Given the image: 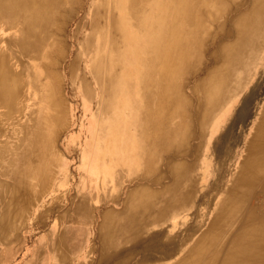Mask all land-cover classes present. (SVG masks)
I'll return each instance as SVG.
<instances>
[{"label":"bare ground","instance_id":"6f19581e","mask_svg":"<svg viewBox=\"0 0 264 264\" xmlns=\"http://www.w3.org/2000/svg\"><path fill=\"white\" fill-rule=\"evenodd\" d=\"M163 1L99 0L91 7L89 32L84 35L80 20L68 30L76 15L88 9L82 0H0V108L4 110L0 118L13 119L23 131L8 158V127L0 129V168L6 166L0 175L8 179L0 180V264L14 251L22 216L40 203L52 171L50 160L57 159L62 180H68L66 163L51 157L65 109L61 91L67 80L81 86L86 99L94 95L96 110L81 143L75 197L65 194L60 203L53 199L33 215L37 224H44L47 216L58 214L43 242L48 264L121 261V253L137 243L139 228L154 229L168 215L192 208L196 185L207 174L204 158L224 138L222 130L232 114L229 105L264 51V0ZM164 5L165 11L171 9L169 15L160 10ZM127 14L134 32L144 34L138 40L131 37L135 46L128 52L131 38L125 39L120 30ZM208 25L215 27L214 32ZM70 41L80 47L67 62L73 52ZM204 48L207 61L202 67ZM10 56L19 59L11 64ZM81 57L89 63L88 76L78 72ZM24 59L31 61L30 66ZM184 75L195 79L187 90L179 81ZM37 96L48 109L43 115L32 110ZM51 123L54 137L48 133ZM139 132L144 141L137 140ZM27 138L31 139L27 142ZM138 146L146 148L143 155ZM104 156L105 163L113 165L109 171L102 168ZM236 165L212 212L169 264H264V109ZM92 177H103L104 190ZM65 184L61 181L58 186ZM135 184L121 202L118 190ZM104 195L110 199L104 200ZM106 200L121 204L122 209L101 212L95 261L92 255L98 252L90 227L93 214ZM182 224L173 220L175 236ZM176 246L171 242L155 251V257L171 259ZM82 248L85 254H80ZM42 254L29 264H37Z\"/></svg>","mask_w":264,"mask_h":264},{"label":"rangeland","instance_id":"374dc122","mask_svg":"<svg viewBox=\"0 0 264 264\" xmlns=\"http://www.w3.org/2000/svg\"><path fill=\"white\" fill-rule=\"evenodd\" d=\"M160 1H162L164 4L163 0H160ZM82 2L84 5H86V8H88V9H86L85 11H83L81 13H78L76 15V17L74 18L73 23H72V21L70 22V26L68 29L69 33L71 32V30H73L75 28L74 23L76 21H79V20L81 21V24H82L81 25L82 26L81 34L85 35V34H88V32H89V27H90L89 25H90V20H91L90 10H91V7L96 4V2L99 3V0H88V1L82 0ZM123 4H124V6H123L124 10L123 11H126V8H125L126 3H123ZM167 7H168L167 5L161 6V8L159 6V7H157V10H159V8H160V10L165 11V9ZM120 12H122V9L117 12V15ZM86 13H88V14L86 15ZM165 13H167L169 15L171 13V9L169 8V10L165 11ZM125 19H126L125 21L121 20L122 25L120 27L121 33L125 39L135 37L138 40V37L144 36L143 33L139 34L137 32H134V28L131 27L133 25V23H132L133 19L129 18L128 14H127V18H125ZM124 24H127V25H124ZM207 29L210 32H214L215 27L212 25L211 26L208 25ZM85 30H86V32H85ZM10 34H11V32L9 31L7 36L9 37ZM82 37H83V35L79 36V38H81V39H82ZM132 38H131L130 45L129 44L127 45V49H126L127 51L125 50L126 52H128L130 48H133L135 46L132 42ZM69 44H71V41L68 42V46H69ZM71 47H72V51L74 53L71 52L70 58L66 60L67 62H70L75 57L76 53H78V51H79L80 46L78 47V46H76V44H71ZM205 50L206 49L204 48V52L201 53L202 55H204V56H202V58H204V59H201L202 60V62H201L202 67H204V65L207 61V58H206L207 54H206ZM10 58L12 59L11 64L13 63L14 60L17 61L19 59V57L18 58H12L11 56H10ZM129 59L131 60V58H129ZM66 61H65V63L67 64ZM78 61H79L78 64L80 63L79 65L77 64L78 65V67H77L78 72H80V74H82L83 76L84 75L88 76L89 75V72H88L89 71L88 70L89 69V63L86 62V60L83 57L79 58ZM23 62H24V64H27L28 66H30V64H31V61L29 59H24ZM262 69L264 70V51L261 52V57H259L257 64L253 67V69H252L253 73H252V71L250 73H248L247 79L245 80V82L243 84L242 90L236 95L237 97H235L234 101L229 105L231 110H232V114L230 116L231 118L229 120H227L226 125H225L224 129L222 130V133H223L222 136L225 135L224 138L222 139L220 144L214 145L213 149L210 150V153L212 152V154H210V157L204 158L206 160V163L208 164L207 174L204 176L203 181H201V182L198 181V184L196 185V189H195L196 191L193 195L194 202H193L192 208L188 212H184V213H181L178 215H174V214L168 215L163 220L162 225H158V227H156L154 229L153 228L150 229V227L149 228H143L142 227L141 229L139 228V233H138L139 238L137 239L136 244H132L131 251L129 250L128 252L121 253V258H120L121 261L118 260V258H117L116 260L113 261L112 264H120L121 262H123V264H126V263L127 264H169L170 262H172L174 260V258L176 257V254L178 252L179 253L177 254V256H179V254L181 252L179 250L183 249L184 246L188 243L189 239L197 232V230L200 227L201 221L206 217L207 214L212 212L215 204L219 200V196L224 191L227 184L230 183L232 175L234 174V172L236 170V166H237L236 163L240 159V157H241V155L245 149L246 143H247L248 139L250 138V136L253 132V129L256 126V124L260 118V115L264 109V71ZM186 76H188V77H186ZM185 77H186V79H185ZM194 80L195 79H193L190 75H184L183 77H180V79H179L180 83L183 84V87H184V89L186 88V90L188 88H190L192 85H194L193 84V83H195ZM132 83H134V81ZM89 85H90L89 86L90 88L94 87L91 83ZM251 85H252V87H250ZM132 88L136 89L135 86ZM25 90H26V95H27L26 87H24V91ZM73 91H75V92H73ZM249 91H250V93H248ZM28 93H29V90H28ZM81 94H82V96H81ZM61 95H62V101H63L65 109L63 112L62 122H61L60 127H59L60 133H59L58 139L55 141V148L52 149L53 151L51 150V152H52L51 157H55V158L59 157L60 159H62L66 163V165H67L66 175H67L68 180H66V181L62 180V179H64V175L60 174L61 173L60 164L59 163L57 164V159H56V161L50 160V162H51L50 170H52L51 171L52 174L50 173L49 181L41 193V195L42 194L43 195H42V198L40 200V203L37 205V209H32L29 212L25 213L22 216V218L20 217L22 221L19 222L20 224H18V228H17L18 232L16 231V236L19 239L16 238L14 240V246H15L14 251H13L11 257L8 260H6V262H4L3 264H29L33 260V258H35V256L37 254H39L40 252L43 253L42 256H44V257L42 260L38 259L37 264H48V262L46 261V253H47L46 251L47 250L45 249L46 246L44 244L45 243L44 239H45V237H48L50 230L55 223V218L58 217V214H51L45 218L44 224H37L35 222L34 216H33L35 214V210H39V211L42 210L43 208H45V206L50 204L53 199H56L60 203L61 200H63V198L65 199V194L68 195L67 197L70 199L75 197L74 192L77 191L76 190V185L78 183L77 180H79V178H80V173H79V170L77 167L80 165L81 156H82L80 153V150H82L81 143L84 141V139L86 137L87 126L90 122V118L93 114V110L94 111L96 110V102H95L94 95H92V96L90 95L86 99L83 92H82L81 86L78 87V85H73L68 80L66 81V83L62 87ZM245 96H246V99H245ZM90 97H91V99H90ZM27 98H28V96H27ZM32 103H34V105L31 104V102H30V105H33L32 110L33 109L38 110L39 107H41L40 112H42V113H40V115L41 114L43 115L44 114L43 112L48 110L38 100V96L36 97V99ZM136 103H137V101H136ZM2 111H4V110L1 109L0 113ZM241 116H242V118H241ZM136 121H138V118L136 119ZM1 123L3 124V126ZM11 124H12V120H5V119L3 120L2 118H0V129L2 127H9ZM139 124L140 123L136 124V131H134V130L132 131L133 134L135 133L134 135H136L138 133L137 129L139 127ZM231 125H232V127H231ZM83 128H84V130H83ZM67 130H68V132H67ZM54 131H55V126L51 123L49 125V131H48L50 137H54V135H55ZM143 138H144V136H140V132H139V137H137V140L138 141L139 140L144 141ZM138 152L140 155H143L146 152V148L140 149L138 146ZM9 156L10 155H8V158H9ZM153 158L156 160V156H154ZM54 162H56V164H54ZM138 162L144 163V160L140 159V160H138ZM155 162L158 163V161H155ZM5 167H6L5 165H4V167H1L0 172H3V169L5 171L6 170ZM138 173L143 174L141 171ZM159 173H160V170H156L155 175H158ZM0 180L2 182H5L8 179H7V177L0 175ZM60 180L64 181V184L66 182V184L62 188L59 187V186H62V184L59 185V182H61ZM51 181H52V183H51ZM30 184H33L35 186V185H37V182L35 180H32V181L30 180ZM137 186L138 185L135 184L132 187H129L128 190L126 188H124V190L122 192L120 190H118V193H120L119 198H120L121 202L126 200L129 192ZM37 188H39V190L41 189L40 187H37ZM57 188L60 191L57 193H54V189H57ZM99 188H100V190H104L103 184H101L99 186ZM115 191L116 190L114 189L112 191L113 192L112 194H114ZM71 195H73V196H71ZM58 197H60V198H58ZM92 203H94V202H92ZM103 205L104 206H101L100 211H98L99 213L95 212L93 214L94 215V223L90 227L91 228L90 229V233H91L90 237L92 239L91 242L93 243V245L96 248V251L98 252L95 254L93 253L94 255H92L93 259H95V261H96V259L99 258L98 247L100 248V246H99L100 245V243H99L100 239L98 237L99 236L98 228L102 223V219L100 217L101 212L103 213L104 211H107L109 209H116L117 211H120V209H122L121 204L118 205V204L112 203L110 201L105 202ZM2 208H3V205L0 204V211ZM175 218H178L180 220V222L183 223L182 226L176 230V232H177L176 236L172 233L173 220ZM96 222H98V223H96ZM16 223H17V221H16ZM23 228H24V230H23ZM21 231L22 232L24 231V232L22 233ZM12 234H13V232H12ZM15 237H13V238H15ZM173 237H175V238H173ZM169 239H172V240H169ZM171 242L177 245L176 246L177 252L174 251V256L171 259L166 258V257L156 258L154 252L155 251H161V250L165 249L166 246L168 244H170ZM125 246H127V244H125L124 247ZM31 250L32 251L34 250V251L32 252ZM80 254H85L84 248H82V253H80ZM78 257H80V256H78ZM15 260H17V261L15 262Z\"/></svg>","mask_w":264,"mask_h":264},{"label":"crops","instance_id":"0c3cea01","mask_svg":"<svg viewBox=\"0 0 264 264\" xmlns=\"http://www.w3.org/2000/svg\"><path fill=\"white\" fill-rule=\"evenodd\" d=\"M40 109H41V107H40ZM40 109H38V111ZM0 110H1V108H0ZM4 119L5 120H12V124L10 125L11 127L10 126L8 127V138L6 139L7 140V144H8V148H7V150H5L6 155H9L11 153V151L14 149V147L16 146V144H18V139L17 138L19 137V135H23V131H22V127L20 125L16 124V121H14L13 119H8V117H5ZM29 125H30V123H29ZM30 139L31 138H27V142ZM22 143H23V141H21L20 144L22 145ZM105 155H106V158L109 157V155H107V154H105ZM106 158H105V156L103 157V160H102L103 161L102 168L104 169V171L105 170L109 171V168L113 167V165L110 166L108 163H105L104 159H106ZM133 173H134V171H133ZM126 177H130V176H126ZM92 179L94 180V183H97L98 184V187L97 188H99V186L101 184H103V177H96V178L92 177ZM126 181L127 180H125L123 182V185L122 186H125V182ZM105 199H110V196L109 197H106L104 195V200ZM126 249H128V248H126Z\"/></svg>","mask_w":264,"mask_h":264}]
</instances>
